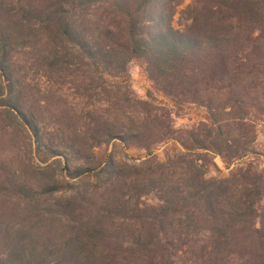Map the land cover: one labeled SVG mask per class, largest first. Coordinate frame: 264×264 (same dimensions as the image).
Segmentation results:
<instances>
[{
	"label": "trees",
	"instance_id": "1",
	"mask_svg": "<svg viewBox=\"0 0 264 264\" xmlns=\"http://www.w3.org/2000/svg\"><path fill=\"white\" fill-rule=\"evenodd\" d=\"M262 119L264 0H0V264H264Z\"/></svg>",
	"mask_w": 264,
	"mask_h": 264
},
{
	"label": "rangeland",
	"instance_id": "2",
	"mask_svg": "<svg viewBox=\"0 0 264 264\" xmlns=\"http://www.w3.org/2000/svg\"><path fill=\"white\" fill-rule=\"evenodd\" d=\"M184 6L182 4L179 9H181ZM178 21V14L175 16V24ZM129 73V81H130V87L134 94L140 98H145L147 91H151L153 96L170 106L168 100L160 93L153 89L151 82L146 77V74L143 70V67L138 62H131L129 64L128 68ZM174 112L172 113V119H173V125L175 127H190L194 123L198 122L204 117V111L201 108H197L194 106H186L183 109H173ZM256 144L258 147L264 146V119L259 120L257 123V140ZM171 145L167 144L164 146H160L158 149L155 150V154L162 158L165 154V152L170 150ZM143 155V151H139L136 149H129L125 151H121L119 148L115 149V156L118 159H123L127 161H135L138 157ZM257 164L259 169L264 170V160L263 159H256L254 160ZM216 162L218 165L222 166V163L219 159L216 158ZM226 170L222 169V172L219 173V175L226 174ZM211 174H214L213 171L210 172Z\"/></svg>",
	"mask_w": 264,
	"mask_h": 264
}]
</instances>
